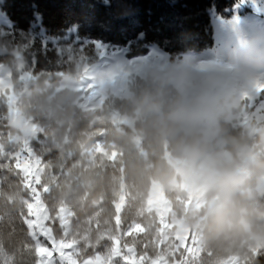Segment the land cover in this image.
Segmentation results:
<instances>
[{
	"label": "clouds",
	"instance_id": "obj_1",
	"mask_svg": "<svg viewBox=\"0 0 264 264\" xmlns=\"http://www.w3.org/2000/svg\"><path fill=\"white\" fill-rule=\"evenodd\" d=\"M154 47L162 59L119 68L73 57L54 80L14 79V104L0 103V160L35 142L52 168L63 166L46 199L52 209L70 210L74 231L95 238L92 222L110 231L118 219L149 243L171 247L193 234L201 264H259L264 119L246 111L242 95L264 74V33L233 48L226 64L204 67ZM21 63L27 59L9 56L4 70ZM33 124L43 127L39 141ZM100 131L118 153L115 162L89 159ZM14 192L13 203L0 204L9 214L28 195L20 182Z\"/></svg>",
	"mask_w": 264,
	"mask_h": 264
},
{
	"label": "trees",
	"instance_id": "obj_2",
	"mask_svg": "<svg viewBox=\"0 0 264 264\" xmlns=\"http://www.w3.org/2000/svg\"><path fill=\"white\" fill-rule=\"evenodd\" d=\"M238 0H110L106 7L102 0H0V13L9 27L0 35V64L13 56L23 45L32 42L23 56L27 59L29 70L41 81L54 80L65 68V63L57 56L54 44L47 42V51L41 47L43 39L32 37L30 32L39 28L46 38L59 42L60 45L72 44L73 34L65 41V35L74 25L81 40L100 39L113 47H128L138 33L146 34L145 43H155L170 56L198 54L213 46V27L211 16L222 19L231 16V8ZM79 46L78 44H73ZM89 54H93L89 52ZM144 44H133L129 56L142 55ZM14 57V56H13ZM33 61L35 63L33 64ZM4 111H0V116ZM2 129V125H0ZM35 147V142H33ZM45 160L48 157H44ZM5 163H7L5 161ZM20 182L19 177L7 168H0V190L5 193L14 191ZM3 200H0V204ZM74 218H71V227ZM115 221H112L111 229ZM128 225H121L122 229ZM95 229V222L92 224ZM54 235H60L59 225L54 226ZM139 235L137 247L141 253L147 251L156 257L161 247L159 243H149ZM29 230L23 223L20 211L13 214L0 208V242L8 254H15L21 259V245L30 241ZM125 239L131 241V237ZM103 243V242H102ZM147 244V249L144 244ZM122 246V245H121ZM96 251H103L97 246ZM92 249L82 253L91 255ZM34 255H26L22 264H32ZM259 264H264V255L258 257Z\"/></svg>",
	"mask_w": 264,
	"mask_h": 264
},
{
	"label": "snow or ice",
	"instance_id": "obj_3",
	"mask_svg": "<svg viewBox=\"0 0 264 264\" xmlns=\"http://www.w3.org/2000/svg\"><path fill=\"white\" fill-rule=\"evenodd\" d=\"M243 3L244 0H241ZM111 6V5H110ZM75 35L74 44L67 46L60 45L59 42L54 44L57 56L65 63L70 62L73 57L88 59L89 57L96 62L98 66L108 67L115 65L123 68L124 65H134L142 60L162 59L164 53L154 47V43H145L146 34L138 33L131 41L128 47H113L104 43L100 39L81 40L78 35L77 27L72 26L65 35V41ZM32 42L23 45L16 54L17 59H22L23 52L27 50ZM144 44V53L129 58V51L133 44ZM41 47L47 51V42L41 41ZM92 52L93 54H89ZM35 61H33V64ZM213 62H201V67ZM0 103L13 105L14 88L12 81L20 79L28 81L34 77L29 66L20 64L18 71H5L0 69ZM58 75H62L58 73ZM89 88L92 85L88 86ZM264 96V74L251 82L249 90L242 95L246 111L257 117L255 113L259 111L264 119V100L260 101L257 108L255 100L257 97ZM5 119L0 116V120ZM33 136L39 141L43 136V127L33 124ZM98 138L92 148L87 149V154L93 164L102 165L104 161L115 162L118 153L111 146L104 142V133L100 131ZM5 161L7 163H5ZM0 168H7L19 177L21 186L27 191L28 195L22 200V210L20 215L23 223L29 229L30 241L21 245V259L18 261L15 254H8L2 242H0V256H3V264H22L26 255H34L35 259L32 264H156V259L151 257L147 251L141 253L137 247V241L140 240L134 235V226L128 225L126 228L121 227L118 219H114V227L110 231H101L100 225L95 223V231L98 235L95 238L90 237L88 232L74 231L71 227L70 210H65L62 206L52 209L46 197L52 191V187L58 184L59 179L65 174L63 166L52 168L50 162L44 159V156L33 147L32 143H26L18 152L8 154L6 159L0 160ZM47 175L48 180L45 179ZM16 199L14 191L5 193L0 190V200H6L13 203ZM189 204L191 201H188ZM59 225V237L54 235V226ZM93 222L91 223L92 227ZM43 237V239H41ZM131 237V241L125 239ZM190 241V246L186 245ZM46 242H50L51 247ZM103 242V243H102ZM157 243H159L157 241ZM101 246L103 251H96L97 246ZM122 245V246H121ZM148 245L145 243L144 248ZM69 251H65V250ZM92 249L91 255L82 256V253ZM178 253V255H177ZM253 254L264 255V249L253 250ZM204 254L199 251L197 241L193 234L189 233L182 240L175 239L174 251L166 261L161 260L160 264H201V258ZM236 264H241L237 260Z\"/></svg>",
	"mask_w": 264,
	"mask_h": 264
},
{
	"label": "rangeland",
	"instance_id": "obj_4",
	"mask_svg": "<svg viewBox=\"0 0 264 264\" xmlns=\"http://www.w3.org/2000/svg\"><path fill=\"white\" fill-rule=\"evenodd\" d=\"M231 16L228 19H222L218 16H211V24L213 27V46L207 50H204L198 54H186L179 56L181 58H190L199 62H213L223 63L228 62V53L235 47L253 39L258 34L264 33V0H238L235 5L231 8ZM9 27L8 21L4 18L3 14L0 13V35L5 33V29ZM32 37H38L43 41H50L53 44L57 43L55 40L46 38L43 32L39 28H35L30 32ZM74 44V43H72ZM68 45V44H67ZM63 45V46H67ZM77 47V46H75ZM79 47V46H78ZM13 56L16 57L17 51L12 52ZM132 57V56H131ZM129 56V58H131ZM5 65L0 64V69H4ZM2 74V73H0ZM264 100V96L257 97L255 100L257 108H259L260 101ZM257 117L261 116V113L257 111L255 113ZM162 194H157V199H161ZM189 202H185L187 207ZM170 216H166L165 222H169ZM171 227V225H169ZM29 230V229H28ZM43 239V237L41 238ZM47 246L51 247L50 242H46ZM187 246H190V241L185 242ZM161 250L156 257V264H160L161 260L166 261L171 253L174 251L175 241L172 246H168V242L159 243ZM167 250V253H165ZM66 252L69 250H65ZM163 254V255H162ZM178 255V253H177ZM3 256H0V264H3ZM79 264V261H78Z\"/></svg>",
	"mask_w": 264,
	"mask_h": 264
}]
</instances>
